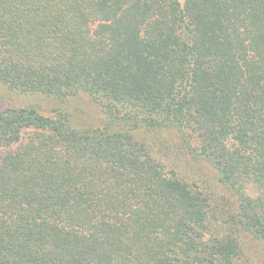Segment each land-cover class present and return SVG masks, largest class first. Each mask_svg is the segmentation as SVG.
<instances>
[{
  "label": "trees",
  "instance_id": "1",
  "mask_svg": "<svg viewBox=\"0 0 264 264\" xmlns=\"http://www.w3.org/2000/svg\"><path fill=\"white\" fill-rule=\"evenodd\" d=\"M0 264H239L264 246V0H0ZM85 95L102 126L31 101ZM208 165L190 181L154 153Z\"/></svg>",
  "mask_w": 264,
  "mask_h": 264
},
{
  "label": "rangeland",
  "instance_id": "2",
  "mask_svg": "<svg viewBox=\"0 0 264 264\" xmlns=\"http://www.w3.org/2000/svg\"><path fill=\"white\" fill-rule=\"evenodd\" d=\"M30 101L25 96L14 95L1 88L0 90V111L7 107L28 106ZM39 112L44 115L51 116L58 111L67 114L70 122L74 126H82L87 128H97L102 126V117L97 106L85 95L74 97L67 102H57L46 98H36L31 101ZM164 147L171 148L167 156L158 154L155 148V155L166 164L167 168H171L177 172L181 178H187L190 181H198L204 179L208 175L211 184L217 182V176L213 170L205 164H197L191 160H187L185 155L179 154V140L173 133L167 132ZM239 264H264V246L260 241L247 240L245 242V250Z\"/></svg>",
  "mask_w": 264,
  "mask_h": 264
}]
</instances>
